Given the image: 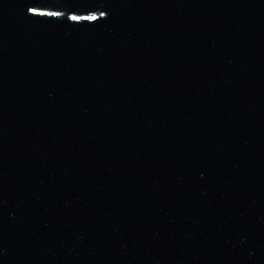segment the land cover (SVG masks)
<instances>
[{"label": "water", "instance_id": "water-1", "mask_svg": "<svg viewBox=\"0 0 264 264\" xmlns=\"http://www.w3.org/2000/svg\"><path fill=\"white\" fill-rule=\"evenodd\" d=\"M0 264H264V0H0Z\"/></svg>", "mask_w": 264, "mask_h": 264}]
</instances>
